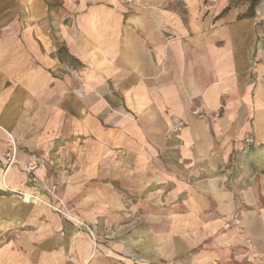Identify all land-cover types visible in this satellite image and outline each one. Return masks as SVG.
Here are the masks:
<instances>
[{
	"label": "crops",
	"instance_id": "obj_1",
	"mask_svg": "<svg viewBox=\"0 0 264 264\" xmlns=\"http://www.w3.org/2000/svg\"><path fill=\"white\" fill-rule=\"evenodd\" d=\"M228 3L0 0V125L23 121L20 127L10 124L15 134L0 127V133L7 137L10 132L16 139L15 166L6 172L8 177L10 169L12 189H30L18 169L37 160L22 152L17 159L19 145L34 147L42 137L37 175L42 156L59 139L54 161H67L79 170L68 181L109 178L103 183L118 179L141 189L170 183L173 190L166 196L175 201L182 193L183 214L189 218L182 230L198 234L199 242L228 222V208L234 206L230 190L216 186L213 192L201 191L198 186L212 177L193 176L190 183L177 172L187 168V160L193 161L196 175L217 167L240 147L241 134L252 132L264 140V0L256 2L251 16L249 0H234L222 12ZM170 32L175 37L168 40ZM73 65L83 79L82 97L67 73ZM194 108L205 115L192 114ZM176 120L183 124L170 134ZM52 213L46 212L32 236L8 243L0 264H133L131 248L144 255L146 262L137 256L139 263L158 264L152 239L145 244L129 240L128 248L123 243L93 246L86 232ZM251 221L255 223L249 220L251 231H246L251 248L243 249L245 243L240 247L241 255H250L245 262L232 257L229 244L208 245L197 257L185 256V250L196 247L187 242L178 264H264V259L251 257L254 241L264 236V220ZM226 234L223 243L228 242ZM166 242L171 244L166 252L174 254V236Z\"/></svg>",
	"mask_w": 264,
	"mask_h": 264
},
{
	"label": "rangeland",
	"instance_id": "obj_2",
	"mask_svg": "<svg viewBox=\"0 0 264 264\" xmlns=\"http://www.w3.org/2000/svg\"><path fill=\"white\" fill-rule=\"evenodd\" d=\"M170 35L173 36L169 37L168 40L175 37L171 32L167 33L166 37ZM78 71L79 68L76 65L67 69L69 76L78 84L77 96L82 97L84 94L83 79ZM78 92H81V95H78ZM195 109L197 108L193 110ZM199 112L198 116L205 115L200 110ZM179 121L182 123L178 125L177 130L171 131V128L177 125ZM2 123L6 128L2 125L0 127L4 130L8 129L13 134L15 133L11 128V123L19 127L23 125L21 120L18 122L4 121ZM31 123L34 124L35 122H27V125ZM182 124V120L174 121L169 130L170 134L177 132ZM18 129L20 132L21 128ZM2 131L0 133V256L6 252L4 247L8 243L22 240L24 236L31 235L38 222L46 215V212L51 211L53 212L52 214H57L60 218L71 221L73 226L79 231L86 232L93 246L98 243H108L113 248V246H119L120 243H123L124 248H128L127 241L129 240H136L145 244L146 241L152 239L159 250L158 264H178L184 257L183 252L187 242L195 244L196 247L185 250V256L190 254L197 257L196 253H198L199 249L208 245L214 247V244H216L219 247L229 244V246H232V250H229V252H231L232 257L236 261L243 263L250 259L247 251H244L246 252L245 254H240L243 249L251 248L252 238L250 233L247 234L246 232L248 227L250 229L248 225L249 223L252 226L254 225L255 221H251L252 219L259 218L264 220V140L259 139L257 134L251 132L238 136L237 140L240 142V147L233 149L229 154L228 160H224L217 167L201 169L202 171L196 175L193 174L196 166L193 167V161L187 160L188 162L184 161V168L185 166L187 168L182 170L183 166H181L180 170H177L185 178H190V183L194 180L191 179L193 176L195 178L196 176L212 177L209 181H204L208 183L198 186L201 191L207 190L208 192L217 186L226 188L234 194V206L230 207V209L228 208V222L217 227L214 234H209L207 238L199 242L198 234L191 233L189 236L187 232L182 230L184 222L189 218L184 217L183 214L182 193L178 195L177 189L174 190L179 196V199L175 201L166 196L168 191L173 190V186L170 183L164 185L151 184L141 189L139 184L136 186L131 182L123 181L124 183H121L118 179H112L111 184L103 183L104 180L109 178H92L90 181L82 182V184L68 181L67 176L76 175L79 170L73 169L67 161L64 163H60L57 159L54 161L55 153L53 151L58 142H60L59 139H56L52 146L49 145L46 157L42 156V170L41 172L38 170L37 180L34 182L30 180L27 168L32 163L35 165V171L41 165L39 158L44 151V148H42L44 147L42 145V137L39 140L36 139L34 147H28L23 144L22 139L25 136L20 137L19 141L22 144L19 145L20 148L18 147L17 159L21 156L20 152L37 158V160L29 162L27 166H23L21 169L19 167L18 169L19 172L23 173L24 177L26 174V181L22 183L30 189L16 186L17 188L13 190L11 186L15 185L8 183L10 181L9 175H11L10 169L15 166V162L10 166L8 177L6 173L4 175L5 185L9 189L4 188L2 185V168L4 167V157L8 150L9 138ZM10 132L9 134H11ZM248 138L250 139L249 143L247 142ZM14 140L16 143L15 138ZM67 157L69 158L68 161H71L72 156L67 155ZM180 157L185 159L182 154ZM176 175L178 176V174ZM85 176H87L85 178H88V173ZM214 178H218V180H213ZM156 187L160 188V191H158L160 194L158 195L155 193L157 191ZM93 192L95 195H92ZM209 192H213V190ZM25 193L30 194L31 197L24 202L21 201V198L24 200L26 197ZM252 194L255 196L254 200L248 201L247 197ZM230 198H232L231 195ZM229 203H232L231 199ZM214 205V200H210V206L213 208ZM92 212H94L93 215ZM90 215L92 217H89ZM205 219L204 217L202 218L203 222H205ZM45 221L48 222L49 220L46 219ZM151 226L155 230L153 234ZM255 229L259 231L257 227ZM225 232L228 236L225 241L228 242L223 243L221 239ZM172 236H174V254L166 252L167 247L171 246L166 240H171ZM184 240L186 241L185 243ZM152 243L148 244L151 245ZM243 243H245L244 246L242 245ZM254 244L256 253L251 257L255 258L256 256L264 259V236L258 241H254ZM218 250L221 252V249ZM113 251L119 252L120 250L113 249ZM130 251L133 257L137 258L138 256V258L140 257L142 261L146 262V259L143 258L144 255H138L141 253L139 250L137 252L136 249L131 248ZM136 258H130L134 261L133 264H141ZM148 262L150 261L148 260Z\"/></svg>",
	"mask_w": 264,
	"mask_h": 264
},
{
	"label": "built area",
	"instance_id": "obj_3",
	"mask_svg": "<svg viewBox=\"0 0 264 264\" xmlns=\"http://www.w3.org/2000/svg\"><path fill=\"white\" fill-rule=\"evenodd\" d=\"M125 3H131L133 0H121ZM173 36V35H172ZM171 35L170 36H167L166 39H168L169 37H172ZM78 95H81V92H78ZM192 114H195V115H199L200 112L198 109H195L192 111ZM182 122L179 121L177 125H174L172 128H171V131H175L177 130L178 128V125H180ZM9 138V142H8V150H7V153H6V156L4 157V167L2 168L3 170V173L6 172V170L13 164V162L15 161V154H16V143H15V140L13 137H8ZM247 142L249 143L250 142V139L248 138L247 139ZM34 168H35V165L34 164H29L27 170H28V173L30 174V180L31 181H36L37 180V176L35 174V171H34Z\"/></svg>",
	"mask_w": 264,
	"mask_h": 264
},
{
	"label": "trees",
	"instance_id": "obj_4",
	"mask_svg": "<svg viewBox=\"0 0 264 264\" xmlns=\"http://www.w3.org/2000/svg\"><path fill=\"white\" fill-rule=\"evenodd\" d=\"M258 0H249V6H248V11H247V15L248 16H251L252 14H253V7H254V5L256 4V2H257ZM234 3V0H229V3H228V5L223 9V11L222 12H227L229 9H230V7H231V5ZM67 59H71V57L70 56H67L66 57ZM69 59V60H70Z\"/></svg>",
	"mask_w": 264,
	"mask_h": 264
},
{
	"label": "bare ground",
	"instance_id": "obj_5",
	"mask_svg": "<svg viewBox=\"0 0 264 264\" xmlns=\"http://www.w3.org/2000/svg\"><path fill=\"white\" fill-rule=\"evenodd\" d=\"M7 136H8V137H12V135L9 134V133H7ZM7 170H8V169H7ZM7 170H6V172H7ZM6 172L3 173V171H2V185H3L4 188L9 189V187L5 185V181H4V177H5L4 175H5ZM8 173H9V172H8ZM9 176H10V175H9ZM0 179H1V178H0ZM12 187H13V186H12ZM25 194H26V193H25ZM29 197H31V195L27 193V194H26V199H29Z\"/></svg>",
	"mask_w": 264,
	"mask_h": 264
}]
</instances>
